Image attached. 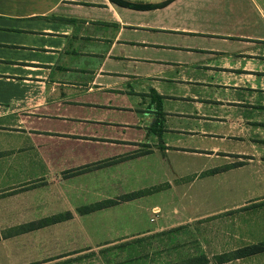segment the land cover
<instances>
[{
  "label": "crops",
  "instance_id": "1",
  "mask_svg": "<svg viewBox=\"0 0 264 264\" xmlns=\"http://www.w3.org/2000/svg\"><path fill=\"white\" fill-rule=\"evenodd\" d=\"M120 1L0 0V182L139 151L162 166L264 133V0Z\"/></svg>",
  "mask_w": 264,
  "mask_h": 264
},
{
  "label": "rangeland",
  "instance_id": "2",
  "mask_svg": "<svg viewBox=\"0 0 264 264\" xmlns=\"http://www.w3.org/2000/svg\"><path fill=\"white\" fill-rule=\"evenodd\" d=\"M248 108L255 118L256 110ZM258 130L251 124L224 137L216 154H171L162 166L135 160L139 151L91 165H57L49 177L25 185L1 181L0 237L32 221L66 220L8 236L13 239L0 246V264H185L199 255L217 264L218 254L264 241V133ZM230 167L234 172L226 174ZM149 189L156 192L119 201ZM111 200L120 203L80 213ZM152 205L157 206L152 213L145 212ZM196 216L206 217L162 232L135 233L144 225L151 229L170 218ZM228 264H264V254Z\"/></svg>",
  "mask_w": 264,
  "mask_h": 264
},
{
  "label": "trees",
  "instance_id": "3",
  "mask_svg": "<svg viewBox=\"0 0 264 264\" xmlns=\"http://www.w3.org/2000/svg\"><path fill=\"white\" fill-rule=\"evenodd\" d=\"M112 1L115 3H118L119 5H124V3L121 2L120 0H112ZM149 7L154 8L155 6H149ZM144 154H147V153H144ZM237 166L238 167L242 166V163L237 165ZM232 168H234V167H230V169H232ZM155 192H156V190H153V189H149L146 191L132 192V193L124 195L123 199L119 200V201L130 202V201L142 198L144 196L152 195ZM119 201H116V200L104 201V202L98 203L97 205H95L93 207H87L85 209H81L80 213L88 214V213H91V212H94L97 210H102V209H106L109 207H113V206L119 204L120 203ZM68 216H67V218H69ZM64 219H65L64 216H62V217L57 216V217H53V218H49V219H44V220L39 221V222H32V223L17 227L16 229H14L12 231L11 234L4 236V238L5 237L7 238L8 236H12V235L15 236V235L28 233V232H31V231H34L37 229H41V228L53 225V224H57ZM1 238L2 237H0V240H1ZM262 253H264V242L244 246V247L238 248L234 251L217 255L214 257V260L216 261L217 264H226V263H229L232 261L244 259L247 257L262 254ZM184 263L185 264H208L209 260L204 255H199L197 257H192V258L188 259Z\"/></svg>",
  "mask_w": 264,
  "mask_h": 264
}]
</instances>
